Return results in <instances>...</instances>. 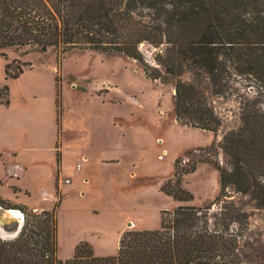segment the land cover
<instances>
[{"label":"rangeland","instance_id":"rangeland-1","mask_svg":"<svg viewBox=\"0 0 264 264\" xmlns=\"http://www.w3.org/2000/svg\"><path fill=\"white\" fill-rule=\"evenodd\" d=\"M28 49L6 52L9 61L29 64L17 79L7 77V61L0 55V90L9 88L0 92V98L9 99L8 105L0 103V196L37 211L51 210L61 200L62 260L71 259L82 240L97 256H118L125 232L160 229L163 211L179 205L211 207L213 225L230 203L242 218L232 230L239 236L243 260L264 264V206L233 190L217 203L221 180L215 166L199 163L183 177L193 202L178 203L161 192L174 177L177 160L179 168H190L212 154L214 145L217 155L209 157L231 168V158L219 146L227 133L244 125L248 114L264 113L263 90L238 79L220 96L208 79L186 73L183 81L202 91L222 120L212 133L180 125L174 86L148 79L133 59L89 50L23 54ZM141 50L149 65L158 66L159 50L148 45ZM57 76L62 92L59 174Z\"/></svg>","mask_w":264,"mask_h":264},{"label":"trees","instance_id":"trees-1","mask_svg":"<svg viewBox=\"0 0 264 264\" xmlns=\"http://www.w3.org/2000/svg\"><path fill=\"white\" fill-rule=\"evenodd\" d=\"M159 50L157 65L147 63L141 50ZM23 54L89 50L119 54L141 64L146 77L175 88V117L186 127L217 133L222 120L206 95L183 81L186 73L209 80L216 95H225L234 81L264 91V0H0V55L7 61L8 78L17 79L29 65L9 61L8 50ZM57 83V172L62 153V92ZM7 91V86L3 87ZM9 104V99L0 98ZM251 119V120H250ZM231 158L226 168L209 155L190 168H179L161 192L178 203L194 201L182 185L199 163H209L220 174L216 202L231 190L250 195L264 206V113L248 114L244 125L227 133L219 146ZM57 189V187H56ZM17 188H15V191ZM57 197H60L56 190ZM61 200L51 210L36 211L0 196V205L25 216L20 234L0 236V264H246L232 226L242 223L232 204H224L210 219L211 207L179 205L162 213L156 230H131L120 240L118 256H97L87 241L77 244L71 259L59 257L58 215Z\"/></svg>","mask_w":264,"mask_h":264},{"label":"water","instance_id":"water-1","mask_svg":"<svg viewBox=\"0 0 264 264\" xmlns=\"http://www.w3.org/2000/svg\"><path fill=\"white\" fill-rule=\"evenodd\" d=\"M2 209H4L2 206H0ZM6 210V209H4ZM10 211V210H7ZM18 211L22 217V221H21V225L19 227H17L15 225V219L14 216L12 215H5L3 214L2 216H0V236L3 239H12L17 237L20 232L22 231L23 225H24V214L22 212H20L19 210H15ZM3 221H2V220ZM7 227H5V225Z\"/></svg>","mask_w":264,"mask_h":264},{"label":"bare ground","instance_id":"bare-ground-1","mask_svg":"<svg viewBox=\"0 0 264 264\" xmlns=\"http://www.w3.org/2000/svg\"><path fill=\"white\" fill-rule=\"evenodd\" d=\"M3 214L5 215H12L14 216V219H15V225L17 227H19L21 225V221H22V217L20 215V213L18 211H15V210H10V211H7V210H4L0 207V216H2ZM2 220V219H1ZM3 221V220H2ZM5 225V224H4ZM6 227V225H5ZM7 229V227H6Z\"/></svg>","mask_w":264,"mask_h":264},{"label":"crops","instance_id":"crops-1","mask_svg":"<svg viewBox=\"0 0 264 264\" xmlns=\"http://www.w3.org/2000/svg\"><path fill=\"white\" fill-rule=\"evenodd\" d=\"M2 154H3V153H2ZM13 154H16V152L13 151ZM24 167H25V166H22V165L20 166L21 169H23ZM34 210H35V209H34ZM36 211H37V210H36ZM82 241H84V240H82ZM77 244H78V243H76L75 246H76Z\"/></svg>","mask_w":264,"mask_h":264},{"label":"built area","instance_id":"built-area-1","mask_svg":"<svg viewBox=\"0 0 264 264\" xmlns=\"http://www.w3.org/2000/svg\"><path fill=\"white\" fill-rule=\"evenodd\" d=\"M79 167H81V166H79Z\"/></svg>","mask_w":264,"mask_h":264}]
</instances>
